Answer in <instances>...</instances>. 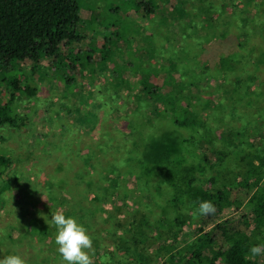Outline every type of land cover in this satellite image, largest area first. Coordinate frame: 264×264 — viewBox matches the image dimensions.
Here are the masks:
<instances>
[{
	"label": "trees",
	"instance_id": "obj_1",
	"mask_svg": "<svg viewBox=\"0 0 264 264\" xmlns=\"http://www.w3.org/2000/svg\"><path fill=\"white\" fill-rule=\"evenodd\" d=\"M235 1L242 4L243 15L232 11L230 18L225 20L223 17L231 11L232 4L235 7ZM255 1L230 0V6H226V0H221V9L212 16L204 8L206 0L199 2L200 5L204 4L203 7L199 9L194 5L191 11L185 10L181 0H125L130 11L126 16L128 18L139 19L143 23L147 16L155 15L162 20L161 28L165 19L170 17L174 41L178 43L179 49L166 46L171 53L165 63H161L154 57L159 48L151 44L156 33L147 39L130 38L122 33V27L119 28L116 23L106 24L105 30L109 33L99 35L103 43L99 58L102 62L111 60L115 51L120 49L119 44H125L119 53L130 49L129 54L122 58L127 62L125 68L118 69L119 74L126 79L123 82L118 78L105 86L98 83L96 95L94 91H89L87 98L92 107L83 114L99 122L102 118L100 113L108 108L107 114L114 119L121 111L117 108L118 88L136 91L135 100L127 101L123 111L125 115L120 119V129L115 128L113 123L110 124L111 129L99 125L100 122L86 126L90 132H93L92 127L102 129H98L93 144L82 149L79 146L77 149L70 147L72 159L77 157V160H84L87 164V171L74 175L77 181L73 185L80 189L75 192L69 191L64 186L66 183L56 185L41 205L36 201L28 203L29 233L13 229L15 237L5 235L1 244L7 256L20 255L17 251V246L22 242L19 235H36L39 239L34 248L40 251L45 246V256L24 259L26 264H61L62 258L55 243L56 228L49 223L51 214L59 209L63 210L66 217H73L86 229L100 235L96 240L92 239L93 248L89 254L93 264H101L105 257L106 264H118L116 258L120 252L121 264H149L146 254L164 244L161 229L165 224L169 227L179 225L182 214L192 228L179 238L183 244L181 249L172 253V248L165 250L166 257L162 264H257L255 261L259 259L264 263V254L256 257L249 254L251 246L264 245V112L259 113L256 109L259 102H263L264 106V79L258 74L257 64L261 58L264 60V9L263 14L259 11L264 8V0L252 6L251 3ZM129 3H133L137 9L132 11ZM80 9L78 0H0V75H9L5 81H1H7L8 93L4 105L0 107V128L5 125L13 129L26 127L28 116L21 115L14 105L18 96L36 94V89L30 85H21V74H13L12 63L57 64L59 67L55 66L53 75L61 81L63 88L76 85L71 79L64 78L61 74L63 68L73 75L79 68L87 69L91 65L95 54L93 47L98 40L96 37L91 38L92 47L87 51L73 53L69 48L87 39L74 31V26L81 18ZM203 12L210 17L202 21ZM216 29L220 30L218 39L209 40L208 31ZM235 30L237 33L230 37L231 44L235 42V47L232 44L233 51L221 56L216 64H206L204 59L209 55L204 57L203 53L213 51L211 49L218 45L216 42L223 45L229 40L227 36ZM132 44L136 45L140 53L133 50ZM249 44L253 45L252 49L261 50L255 60L250 56L254 57L256 51L248 49ZM203 45L210 48H202ZM199 47L201 49L198 51L194 50ZM82 53L84 55L80 56ZM130 56L133 59H129ZM119 57L121 59L117 54L116 58ZM91 70L94 73V69ZM102 72L106 77L115 74L105 67ZM148 73L163 79L162 88H156L144 80ZM140 79L142 82L137 85ZM97 80L100 81L101 77ZM99 87L106 91L112 89V96L104 98ZM205 95L207 98L202 101ZM224 99L231 100L230 110L227 104H222ZM78 102L83 104L82 99ZM214 104L218 108L220 105L230 120L214 115ZM71 105L75 107V103ZM96 106L102 107V110L98 112ZM239 108L242 110L239 111ZM68 110L71 111L70 108ZM75 110L80 112L77 107ZM83 114L80 112L79 116L71 117L79 123L85 121ZM231 118L235 120L234 123ZM210 120L215 124L213 127L209 126ZM111 134H114L112 141L117 145L120 155L121 172L108 169L116 167L111 165L101 173V156L109 148L106 140L110 139ZM167 138L175 143L174 153L170 152L171 155L162 150L160 155L150 159L149 153L156 151V144L162 142L167 145ZM75 145L80 143L76 142ZM188 159L195 162L190 164L192 172L188 171ZM14 163L11 152L0 150V177L9 175L7 171ZM131 175L136 179L131 186L138 190L145 207L155 206L167 211L153 224L147 216L138 220L134 213L138 212L137 209L132 208L131 204L127 205L124 199L127 192L124 187L122 190V185L125 178ZM12 178L18 186L23 184L19 175H13ZM199 183L206 192L201 200L195 201L191 199V190L193 185ZM237 190L249 194L243 205L244 211L238 218L227 220L216 225L211 232H205L204 228L225 209L242 206L232 199ZM128 198L131 202L135 200L131 192ZM202 200L211 201L216 206L215 216L193 215L198 202ZM3 202L4 199L0 197V204ZM122 209L131 221L125 222L126 218L117 221L115 211ZM105 222L111 224L109 230H103L102 223ZM98 224L100 230L91 228ZM107 236L114 240L113 247L109 245L111 250L106 249L105 243L100 241ZM133 249L137 252L134 256L131 254Z\"/></svg>",
	"mask_w": 264,
	"mask_h": 264
},
{
	"label": "rangeland",
	"instance_id": "obj_2",
	"mask_svg": "<svg viewBox=\"0 0 264 264\" xmlns=\"http://www.w3.org/2000/svg\"><path fill=\"white\" fill-rule=\"evenodd\" d=\"M184 2L183 7H185L186 11H191L192 7L197 6L200 9L199 2L200 0H181ZM256 0L251 3L252 6L256 4H261ZM80 9V20L78 24L74 26V31L80 35L86 36L87 39L84 42H80L77 44H73L69 46L73 53H80V51H87L91 49L93 40L91 38H97V43L93 47L94 58L87 69L79 68L77 73L70 74L68 70L63 68L62 75L64 78H69L75 86L63 88L61 86V81L56 78L53 73L56 71V67L59 66H51L49 63L40 62L37 64L32 63H12V68L14 69L13 74H21L20 83L24 85L25 83L36 89V94L34 96H18L19 99L16 101L14 107L19 110L21 115L26 114L28 116L29 122L26 127L20 129H13L8 126H3L0 128V150L9 151L13 154L15 163L11 167L7 173L9 175L0 177V197L4 199L3 204H0V259L7 256L4 245L2 246L1 240L7 236V234H12V230H18L21 233L28 232L29 233V225L28 218L30 217V211L28 210V203L32 201H36L41 205L43 199L48 196L56 185H64L66 183V188L69 191L77 192L80 187H74V183L77 181V177H74L76 173L83 174V170L87 171V164H85L84 160L72 159V155L70 154V147L77 149L78 146L82 149L86 146H89L95 142L96 135L98 133V129H102L101 127L91 128L93 132H90L89 129L86 130V126L88 124H100L105 126L106 129H111L110 124L113 123L115 128L120 129V125L122 119L124 117V110L126 109L127 101L135 100V92L136 91H124L120 90L119 93V101H117V108H120L121 111L119 114L113 119L110 114H107L109 111L108 108L103 110L100 113V118L98 114V118H100L99 122L93 121L89 115L83 114L87 112L92 107V103L87 102V98L89 96V91H98V83H102L103 86L106 84H110L111 82H115L118 78L124 82L126 77L119 74V69L125 68V56L129 54L130 49L127 51H122L121 54L119 51L123 49L125 44L120 43V49L115 51L116 54L113 55L111 60H106L102 62L99 58L100 50L103 47V43L101 39H99V35L102 33L103 36L108 34L107 30H105L106 24L116 23L119 28L122 27L123 32L126 33L127 37L130 38H138V37H147L156 33L157 36L154 37V42L151 44L159 49L155 52V59L161 63H165V60L168 58L171 53L166 46H172L176 49H179L178 43L174 41V27L173 21L170 17L165 19L166 22L163 23V27L160 28V23L162 22L161 18L159 19L155 15L147 16V19L142 23L139 19L128 18L126 17L129 14V8L127 9V5H125V0H78ZM226 6H230V0H226ZM130 4V3H129ZM222 2L221 0H206L204 5L205 10L210 11V14L216 15V12H219L221 9ZM231 5V11L226 12V17H223L225 20L230 18L232 15V11H236L238 13H242V4L236 1ZM132 11H135L137 7L131 3L129 5ZM203 7V6H202ZM228 9V8H227ZM264 8H260L259 11L262 13ZM204 11V10H203ZM205 12V11H204ZM201 13V20L203 21L206 18H209V14ZM228 13V14H227ZM260 13V14H261ZM263 14V13H262ZM211 16V17H212ZM218 31L219 29L208 31L210 33L209 40L218 39ZM237 31H233L232 35L229 34V40H227L223 45H215L213 47V51H208L203 53L204 55H209L207 58L205 57L204 62L210 65L211 63L216 64L221 56H225L229 51H233V47H235V42L231 44L230 37H232ZM91 39V40H90ZM231 44V45H230ZM255 45V44H254ZM131 47V44L129 45ZM133 50L136 53H140L139 49H137L136 45L132 44ZM193 48V47H192ZM202 48H210V46L203 45ZM248 48V47H247ZM253 45L249 44L248 49H252ZM199 48H194V50H199ZM256 51L255 56L252 57V60H255L256 56H258L261 52L260 49H252ZM117 54L121 56L116 58ZM84 54H80L83 56ZM140 56V54H138ZM85 58V57H83ZM129 59H133L132 56ZM260 59V58H259ZM128 60V59H127ZM101 61V62H100ZM203 61V60H202ZM259 61V60H258ZM149 62H152L149 60ZM254 62V61H253ZM101 63V64H100ZM251 63V62H250ZM94 64V65H92ZM258 64V74L264 79V60L261 58ZM117 65L119 67H117ZM107 68L110 71L115 73L111 75V77H106L102 73L103 68ZM94 69V73H91V69ZM119 68V69H118ZM9 75H0V107H2L5 103L6 93H8V89L6 87V82L1 83V81H5ZM101 80L98 81L97 78ZM144 80L149 82L156 88H162L163 79L160 78L159 75L154 74H145ZM136 80H134L135 82ZM142 79L137 80V85H140ZM94 83L93 85H91ZM87 87H89L88 90ZM99 90L102 91V95L104 98H108L112 96V89L106 91L105 89L99 87ZM231 97V95H230ZM206 95L202 98V101L206 99ZM228 99V97H225ZM83 104L80 105L78 100H81ZM104 100L101 101L103 103ZM222 104H227V107L231 105V100H223ZM75 103V107L71 104ZM248 103V102H246ZM249 104V103H248ZM245 105V102H244ZM68 106L70 110L67 109ZM113 106V105H111ZM110 106V107H111ZM78 108L80 112L85 117V121L77 122L71 116L77 117L80 115V112L77 110L74 111V108ZM109 107V108H110ZM200 105H198V108ZM216 107V111L214 110V115H219L224 117L227 120H230V117L227 113H223L221 110V106L214 104V109ZM197 108V109H198ZM97 111L102 110V107L98 108L96 106ZM259 113L264 112L263 102H259L256 107ZM242 110L239 108V111ZM70 111V112H69ZM228 111V110H224ZM217 112V113H216ZM106 113V115H105ZM216 113V114H215ZM105 116V118H103ZM122 117V118H121ZM206 117L204 114L203 118ZM235 121V120H234ZM231 118V122L234 123ZM209 123V121H208ZM215 124L212 120H210L209 126L213 127ZM235 125V124H233ZM114 134L110 135V139L106 140L108 144V149L105 151L104 155L101 157V165L103 168H100L101 173L103 169H107L111 165H115V168H108L116 173L120 171V155H118L117 145L112 141ZM167 145H164L162 142H158L156 144V151H151L149 153V158H155L160 155L162 150H166L169 154L174 153V141L170 138H167ZM80 143V145H75V143ZM75 145V146H72ZM78 151V150H76ZM171 152V153H170ZM85 153V151H82ZM172 155V154H171ZM76 156V155H74ZM190 162V159L187 160L188 171L192 172V166L190 164H194ZM84 166V168H83ZM114 169V170H113ZM13 171V172H12ZM19 175L21 177V183L19 186L15 179L12 176ZM124 184L122 185L126 189V196L124 197L127 205L131 204L132 208L137 209L138 212L134 211L138 220H140L143 216H147L151 224L155 222L156 219L160 217L161 214L166 213V210L158 207H150L146 208L145 203L141 202L140 195L137 192V189H134L131 184L136 180L133 175L125 178ZM51 187V188H50ZM131 193L134 194L135 200L131 202L128 198V195ZM205 187H203L200 183L193 185V189L191 190V199L192 200H201L203 193H205ZM249 198V194L244 191L237 190L233 193L232 199L234 203H240L242 206L239 208H229L225 209L221 214L217 215V217L207 225L204 230L205 232H211L214 227L220 223H223L227 220L238 218L240 216L241 211L243 210V205L247 202ZM236 203V204H237ZM153 210V212H151ZM244 211V210H243ZM117 221H121V219L126 218L125 222L131 221L125 215V211L116 210ZM99 213V212H98ZM94 214L93 216L97 215ZM134 215V216H135ZM102 216L105 217L103 213ZM169 216V215H168ZM173 218V216H171ZM103 230L110 229L111 224L108 222L102 223ZM94 230H100V225H95L91 227ZM192 226L188 221H185V218L182 214L180 218L179 225L175 227H169L168 224L163 226L162 230V238L164 244L160 248H153L147 253L149 264H162L164 262L165 250L171 249L170 253H172L176 249H181L183 244L179 242V238L182 233L188 232ZM102 230V231H103ZM88 233H91L94 237L93 240H96L100 235H96L95 231H91V229H87ZM14 237L16 235H13ZM105 236V235H103ZM109 236V235H108ZM104 237L100 239L101 242H104L106 245V249L109 248L111 250L113 247L114 240L111 237ZM22 239V242L17 246V251L20 253V256L23 259H34L36 255H44V251L46 249L43 246L42 250H37L34 247L38 245L37 240L38 236L28 235L22 237V235L18 236ZM217 239L219 235L216 236ZM109 245L111 247H109ZM148 245V244H146ZM149 246V245H148ZM157 252V254H156ZM136 249H133L131 254L136 255ZM169 253V254H170ZM168 256V255H167ZM116 262L118 264L122 263L121 252L117 254ZM257 264H264L262 259L255 261ZM53 264H60L58 262Z\"/></svg>",
	"mask_w": 264,
	"mask_h": 264
},
{
	"label": "clouds",
	"instance_id": "obj_3",
	"mask_svg": "<svg viewBox=\"0 0 264 264\" xmlns=\"http://www.w3.org/2000/svg\"><path fill=\"white\" fill-rule=\"evenodd\" d=\"M216 206L208 200L198 202V207L193 213L194 216H215ZM56 228L55 243L57 251L61 256V264H93L92 256L89 254L93 248L92 237L87 233V229L79 224L71 216L66 217L63 210H57L51 214L49 222ZM251 257L264 254V245L257 244L249 248ZM107 257L101 260V264H106ZM0 264H26V261L19 254H12L0 259Z\"/></svg>",
	"mask_w": 264,
	"mask_h": 264
}]
</instances>
